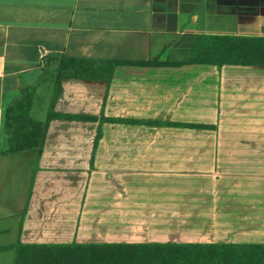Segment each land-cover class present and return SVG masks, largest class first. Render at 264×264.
I'll use <instances>...</instances> for the list:
<instances>
[{
  "label": "crops",
  "instance_id": "0c3cea01",
  "mask_svg": "<svg viewBox=\"0 0 264 264\" xmlns=\"http://www.w3.org/2000/svg\"><path fill=\"white\" fill-rule=\"evenodd\" d=\"M199 35L264 38V0H0V249L264 245V67L192 65ZM50 54L172 65L63 82L57 113L144 124L56 120L42 150L2 156L24 89L49 115Z\"/></svg>",
  "mask_w": 264,
  "mask_h": 264
},
{
  "label": "trees",
  "instance_id": "16d2710c",
  "mask_svg": "<svg viewBox=\"0 0 264 264\" xmlns=\"http://www.w3.org/2000/svg\"><path fill=\"white\" fill-rule=\"evenodd\" d=\"M192 65L264 67V38L227 35H199L195 39ZM44 65L56 74L54 96L45 121L33 116L37 91L23 90L22 96L4 111L2 156L42 150L48 128L53 121L89 123L144 124L142 121L102 119L59 114L55 106L68 79L105 82L110 85L120 66H170L152 62L88 61L47 55ZM150 124V123H149ZM196 129L215 130L212 126L168 124ZM98 134L92 162L101 140ZM12 251L13 264H264V245L259 244H18L0 249Z\"/></svg>",
  "mask_w": 264,
  "mask_h": 264
},
{
  "label": "rangeland",
  "instance_id": "374dc122",
  "mask_svg": "<svg viewBox=\"0 0 264 264\" xmlns=\"http://www.w3.org/2000/svg\"><path fill=\"white\" fill-rule=\"evenodd\" d=\"M46 96V94L44 95ZM37 108V113L39 114L38 116H40V114H43V112L46 110L47 105H46V100L44 98V100L41 101V103L39 104V106L36 107ZM39 111V112H38ZM45 117H43L41 120L44 121Z\"/></svg>",
  "mask_w": 264,
  "mask_h": 264
}]
</instances>
